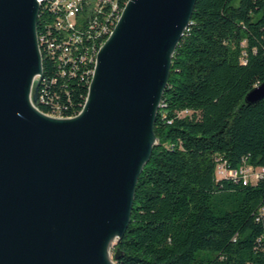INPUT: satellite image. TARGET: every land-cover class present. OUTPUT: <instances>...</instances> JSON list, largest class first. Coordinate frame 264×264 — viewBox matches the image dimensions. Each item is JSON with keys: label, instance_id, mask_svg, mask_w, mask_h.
Instances as JSON below:
<instances>
[{"label": "water", "instance_id": "water-1", "mask_svg": "<svg viewBox=\"0 0 264 264\" xmlns=\"http://www.w3.org/2000/svg\"><path fill=\"white\" fill-rule=\"evenodd\" d=\"M41 1L0 0V264H116L198 0H130L69 118L36 106ZM262 100L264 83L245 104Z\"/></svg>", "mask_w": 264, "mask_h": 264}, {"label": "trees", "instance_id": "trees-1", "mask_svg": "<svg viewBox=\"0 0 264 264\" xmlns=\"http://www.w3.org/2000/svg\"><path fill=\"white\" fill-rule=\"evenodd\" d=\"M127 2L115 1L106 19L110 31ZM44 7L36 106L47 115L75 117L109 33L85 47L92 62L73 70L42 39ZM106 12L92 18L102 21ZM262 83L264 0H198L174 53L154 127L157 143L137 184L129 229L112 249L116 264H264V179L244 185L219 175L220 166L264 169V100L245 104Z\"/></svg>", "mask_w": 264, "mask_h": 264}, {"label": "built area", "instance_id": "built-area-1", "mask_svg": "<svg viewBox=\"0 0 264 264\" xmlns=\"http://www.w3.org/2000/svg\"><path fill=\"white\" fill-rule=\"evenodd\" d=\"M115 1L121 0H93L89 3H86L87 0H47V4H42V8L45 5L44 8L48 13L44 21L45 29L42 39L49 47V53L57 57L59 61H66L68 65L73 66V70H77L80 64L87 61L92 62L85 57V47L94 48L95 41L98 38H104V34L112 29V27H106V19L110 16V10L115 8ZM86 7L90 12L88 16L85 13ZM105 10L107 12L102 21H99L97 17L92 18L93 14L99 16ZM123 12L122 6V14ZM86 17L89 21L82 23L80 19ZM75 55H79L81 61H76ZM219 175L240 179L244 185H248L264 179V169L250 166L241 169H227L225 166H220ZM263 212L264 209H262V214Z\"/></svg>", "mask_w": 264, "mask_h": 264}, {"label": "bare ground", "instance_id": "bare-ground-1", "mask_svg": "<svg viewBox=\"0 0 264 264\" xmlns=\"http://www.w3.org/2000/svg\"><path fill=\"white\" fill-rule=\"evenodd\" d=\"M129 1H130V0H128L127 4L129 3ZM45 2H47V0L41 1V2H40V7H42V4L45 3ZM127 4H126V6H127ZM126 6H125V8H126ZM125 8H124L123 10H125ZM40 12H41V9H40ZM39 16H40V15H39ZM121 17H122V12H121V14H120V16H119V18H118V21H117V23H116L114 29L111 30V31L109 32V34H108V39H109L110 36L112 35V33H113V31L115 30L116 26L118 25V23H119ZM38 26H39V24H38ZM37 34H38V29H37ZM108 39H107V40H108ZM38 42H39L40 49H41V43H40V42H41V39H40V37H39V34H38ZM106 42H107V41H106ZM106 42H105V43H106ZM105 43H104V44H105ZM103 46H104V45H103ZM103 46H102V47H103ZM102 47H101V48H102ZM101 48H100L99 51L97 52V54H96V58H95V60H94V63H95V69H94V71H93V73H92V80H91V83H92L93 78H94V74H95V70H96V65H97L98 54H99ZM41 53H42V51H41ZM42 56H43V63H44V54H43V53H42ZM43 71H44V65H43ZM42 77H43V75H42ZM41 79H42V78H41ZM38 87H39V86H38ZM44 114H45V113H44ZM46 115H47V114H46ZM52 116H53V115H52ZM53 117H57V116H53ZM57 118H63V117H57Z\"/></svg>", "mask_w": 264, "mask_h": 264}]
</instances>
